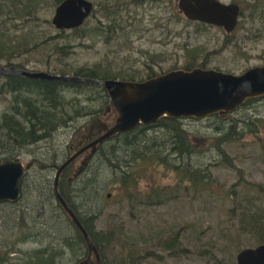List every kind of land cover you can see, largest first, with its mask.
I'll return each mask as SVG.
<instances>
[{
  "label": "rangeland",
  "instance_id": "374dc122",
  "mask_svg": "<svg viewBox=\"0 0 264 264\" xmlns=\"http://www.w3.org/2000/svg\"><path fill=\"white\" fill-rule=\"evenodd\" d=\"M90 1L94 12L81 26L88 30L83 37L80 31L60 33L53 26L51 18L57 5L54 0H33L34 14L20 18L14 15L15 9L8 1L6 5L0 1V40L19 49L13 55L0 57V64L5 66L10 59L13 65L26 70L52 74L65 70L70 75L80 67L96 66L101 72L131 74L137 79L151 70L159 74L186 64H203L207 69L233 74L264 65V0H221L234 1L242 10L237 26L229 34L221 28L188 20L177 9L176 0ZM24 2L30 0H21L20 5ZM110 19L119 26L107 37ZM100 28L101 33L96 30ZM68 43L70 46L63 51L57 50ZM5 81L6 77L0 74V114L11 111L12 97L2 87ZM76 96L83 101L86 95ZM96 103L99 104L93 101ZM240 106L229 114L230 119L247 118V123H239L236 133L227 134V139L219 137L229 125L215 115L182 118L194 149L199 150L190 159H183L190 169L202 173V180L196 184L172 168L174 164L181 165L174 156L167 157L166 163L138 160V181L127 197L118 181V170L101 152L89 160L74 181L73 173L85 153L72 161L67 178H72L70 186L74 192L92 178V183L78 192L74 201L80 214H98L94 228L101 239L99 253L104 262L236 264L240 250L259 245L255 234L243 230V224L249 215L245 212L251 206L264 207V99L248 107ZM89 119L69 121L47 139L22 148L17 156L23 164L32 158L41 160V164L62 163L67 154L76 151L67 146L77 142ZM155 129L147 128L148 136L159 134ZM216 138L226 157L216 148ZM113 144L110 141L104 147L109 157L111 153L112 157L123 153L122 149L111 150ZM7 151L0 149V158L8 156ZM54 174L53 167L41 169L36 164L25 174L19 199L11 205H0V241H14L18 235H28V230L34 234L17 244L18 252L8 254L9 262L37 248L50 246L62 250L66 238L73 245L63 247V264H76V252L81 259L86 256L85 248L78 251L75 231L50 195ZM97 189L100 196L96 199ZM11 212L16 222L13 217L6 218ZM109 232L114 239L111 243L105 242ZM176 234L177 249H163L164 241Z\"/></svg>",
  "mask_w": 264,
  "mask_h": 264
},
{
  "label": "trees",
  "instance_id": "16d2710c",
  "mask_svg": "<svg viewBox=\"0 0 264 264\" xmlns=\"http://www.w3.org/2000/svg\"><path fill=\"white\" fill-rule=\"evenodd\" d=\"M0 1L2 5H6V1H8L9 3L7 4L12 5L15 9L14 15L19 18L22 16L34 14L35 4L31 3L33 0H30V3L24 2L23 5H20L21 0ZM54 1L55 4L58 5L62 0ZM7 11L10 12V9L7 8ZM92 12H94V10ZM178 15L179 14H177V16ZM105 17H109V12L105 14ZM86 20L84 23H86ZM110 20V24L107 25V31L105 32L108 33L107 37H109L110 34L113 33L112 31H116L115 27L117 24H112V19ZM81 26L73 28L71 30L74 34L80 31L82 33L81 37L87 36L88 30H85ZM117 26H119V24ZM96 30H98L100 33L102 32L101 28ZM59 31L60 33H64L66 30ZM69 46L70 44L68 43L64 46H61L57 50L61 52ZM15 51H19L16 46L6 44L4 42H1L0 40V57L13 55ZM10 65H13V63L10 62L9 59L8 63H6L5 66ZM14 66L23 69L22 66L16 64ZM195 67L207 69L203 64H199L198 66H194L193 64H186L184 67L178 69L190 70ZM173 68L175 69V67ZM66 72L67 71L65 70H60V74H66ZM73 74L100 80L121 78L128 81H143L145 79L158 75L151 70L145 77L137 79L134 75L131 74L125 76V74L117 75L109 74L107 71L101 72V70L96 66L80 67L78 69H75L73 71ZM4 76L6 77V81L2 84V87L4 86L6 88V92L10 93L12 100L10 106L11 111H9L10 113L3 112L0 115V149L2 151L8 150V156L6 155L4 158H0V161L3 159L16 157L21 152L22 148H27V146L47 139L58 127L67 125L69 121L75 118H90L95 114L101 113L102 108L104 109L105 105L108 103V95L106 93V90L98 84L88 82L76 83L62 80H42L16 75ZM79 94L86 95L85 100L83 101L89 102L83 103V101L78 96H76ZM260 99H264V95L249 97L242 103L240 107L245 105H247L248 107L252 103ZM93 101H98L99 104H93ZM96 107H98V109ZM229 114H231V112H216L211 114L217 116L219 120L222 119L220 121H225V124L228 123L227 125H229L227 131H225L223 135L219 137L220 139H227L229 138L227 134H230L232 132L236 133L237 127L239 128V123H247V118L243 120H240L238 118L230 119ZM114 118L115 115L113 112H109L105 117H103L104 120H107L110 123L113 122ZM248 123L251 124L252 122ZM254 126L255 122L253 123V127ZM150 127L156 128L155 130L159 131V134L157 133L148 136L146 131L147 128ZM253 127L251 128L253 129ZM220 128L221 127H218L216 129L220 131ZM110 141L114 142L113 145H115L116 147L114 148L113 145H111V150L117 152L122 149L123 153L115 155L114 157H112L111 153V156L109 157L104 151V147L108 145ZM218 141L219 139L216 138L214 144L218 151H220L222 155L226 157L227 155L225 154L222 147L218 146V144L220 143ZM102 143L104 144H99L97 146L98 153L101 152V154L104 155L105 160L110 163V165L113 166L115 170H118V181L121 185L122 190L125 191V195L127 197L131 196L130 189H132L134 186L136 187L138 181V178H136L138 177V172L135 169L137 167L135 164L138 160L151 163L152 161H155L157 159L166 163L167 157L174 156L176 159H179L181 161L180 166L176 164L172 165V168L174 170L179 173L183 172L189 179L194 180V184L202 180V173L199 172L200 170H192L190 169L188 164L183 162L184 158L190 159V157L199 150L194 149L188 133L186 132V129L182 124V118H171L163 116L153 124L138 125L134 129L127 132L117 133L106 139ZM67 148L68 150H70L69 145L67 146ZM68 156L69 154H67L66 158ZM71 164L72 162L69 163L60 174L58 181L59 190L64 199L74 210L81 223L89 233L91 239L100 251L101 239L98 235V232L94 228V221L98 214L89 216L80 214L74 201V199L79 195L80 191L84 190L88 184L92 183V178L86 180L85 184L82 186V188H80L79 191L78 189H76L74 192V190H72L70 186V181L67 180V173L70 169ZM80 174H78V176L76 177H73V181L74 179L79 177ZM49 192L51 197H53L52 199L55 201L56 205L65 215V218L71 225L72 230L75 231L74 238L76 239L75 241L79 246L78 251L82 250L83 248H85L86 250V245L81 233L73 224L72 220L63 210L61 205L58 203L54 194L53 185H51ZM94 194L96 195V199L99 198L100 190L97 189ZM14 203L15 202L13 201H7L0 202V205L5 206ZM245 213L249 215H247V219L243 224V230L255 234L257 244L264 243V207L256 208L255 206H251V209L249 211H246ZM9 217L14 218V212L13 214L11 212L6 216V218ZM13 220L14 222H16L15 218ZM28 232V235L24 233L22 237L18 235L17 239L14 241H5V239L0 241V252H3L0 254L1 264H63V260L61 258L64 254L63 247L72 248L73 245L71 242H69L68 238L64 239L63 246H61L62 250H55L50 246L37 248L32 251L23 253L24 255L16 258V260L14 261L9 262L10 258L8 254L10 252H18V249L16 248L17 244L20 242H25L28 237L34 235L30 230H28ZM112 240H114L113 235L109 232L105 236V242L111 243ZM178 243L179 237L178 234H176L169 240L164 241L162 247L165 250L172 249L171 251H173L175 248L177 249ZM80 255L81 254L77 252L75 253L76 264L81 259L79 258ZM101 260L104 264H107L102 258ZM131 264H134L133 260L131 261Z\"/></svg>",
  "mask_w": 264,
  "mask_h": 264
},
{
  "label": "water",
  "instance_id": "95a60500",
  "mask_svg": "<svg viewBox=\"0 0 264 264\" xmlns=\"http://www.w3.org/2000/svg\"><path fill=\"white\" fill-rule=\"evenodd\" d=\"M177 6L188 20L220 27L226 33L235 28L240 14L239 5L221 0H178ZM93 9L94 4L90 0H62L55 7L51 23L59 30L80 27ZM0 74L88 82L106 90L108 103L104 113L112 111L115 115L113 122L108 125L97 116L91 118L84 126L83 136L91 137L101 133L98 137L60 164H41V168L50 166L56 169L53 179L55 197L84 239L87 253L77 264H102V261L97 246L59 190L60 173L69 163L85 150L91 149L76 168V175L83 169L96 145L117 133L127 132L141 124H153L163 116L202 118L216 112H232L247 98L264 95V65L249 68L240 74L199 67L190 70L173 69L143 81L100 80L2 64ZM30 166L31 161L23 164L18 156L0 161V202H15L19 199L23 179ZM236 264H264V243L240 250L236 255Z\"/></svg>",
  "mask_w": 264,
  "mask_h": 264
},
{
  "label": "flooded vegetation",
  "instance_id": "af4514ba",
  "mask_svg": "<svg viewBox=\"0 0 264 264\" xmlns=\"http://www.w3.org/2000/svg\"><path fill=\"white\" fill-rule=\"evenodd\" d=\"M137 1H139V2H141V1H144V0H137ZM149 1H156L157 3H159V2H166L167 0H149ZM169 2H171V0H169ZM177 2H178V0H176V6H177ZM224 3H226V2H224ZM228 3H236V2H234V1H232V2H228ZM237 5H239L238 3H236ZM239 7H240V5H239ZM177 9H178V6H177ZM179 10V9H178ZM241 12H242V10H241V7H240V14H239V16L241 15ZM239 18V17H238ZM237 23H238V21H237ZM236 26H237V24H236ZM235 26V27H236ZM218 28H220V27H218ZM222 29V28H221ZM235 29V28H234ZM233 29V30H234ZM66 30V29H65ZM67 30H71V29H67ZM232 30V31H233ZM231 31V32H232ZM227 34H229V33H227ZM159 75V74H158ZM13 76V75H12ZM105 109V108H104ZM109 112H112V111H109ZM109 112H107V113H104V110L101 112V113H99V114H95L94 116H92V117H90V119L91 118H93V117H98V118H100L103 122H106L108 125H110L111 123L109 122V121H107V120H104L103 119V117H105ZM1 115V114H0ZM89 119V120H90ZM88 120V121H89ZM83 132H84V130H83ZM101 133H98V134H96V135H92L91 137H86V136H83L84 134H82V135H80V138L77 140V142L74 144V143H72V144H70L69 145V148H70V150H73V149H76V151L79 149V148H81L82 146H84L85 144H88L89 142H91L92 140H94L96 137H98L99 135H100ZM106 140V139H105ZM104 140V141H105ZM103 142V141H102ZM102 142H100V143H98L97 145H96V148H95V150L93 151V153L90 155V157L87 159V161H86V164H85V166L83 167V169L79 172V173H77L76 175L74 174L73 175V177H76V176H78V174H80V173H82L83 172V170L85 169V167H86V165L88 164V162H89V160L98 152V145L99 144H104V143H102ZM89 151H91V149H89V150H85L84 152H82V153H85V155L89 152ZM84 155V156H85ZM70 156V155H69ZM68 156V157H69ZM67 157V158H68ZM67 158H65V160L67 159ZM36 164H38L39 166H40V168H41V160H39V159H37V158H32L31 159V166L29 167V169H31L32 167H34ZM45 168V167H44ZM44 168H41V169H44ZM54 168V167H53ZM55 169V168H54ZM55 171H56V169H55ZM61 174V173H60ZM60 177V176H59ZM71 177H69V178H67V180L68 181H71ZM24 180V179H23ZM21 193V192H20ZM21 195V194H20ZM67 214V213H66ZM68 215V214H67ZM86 253H87V251H86ZM101 258V257H100ZM102 261V260H101ZM102 264H104L103 263V261H102Z\"/></svg>",
  "mask_w": 264,
  "mask_h": 264
}]
</instances>
